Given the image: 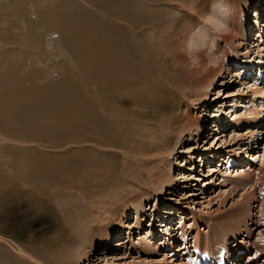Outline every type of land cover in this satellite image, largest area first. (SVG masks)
Masks as SVG:
<instances>
[{
	"label": "rangeland",
	"instance_id": "obj_1",
	"mask_svg": "<svg viewBox=\"0 0 264 264\" xmlns=\"http://www.w3.org/2000/svg\"><path fill=\"white\" fill-rule=\"evenodd\" d=\"M36 1L41 4L39 9H34L30 0H23L17 5L8 3L3 11L5 16H9L8 23L21 19V24H25V41H33V44L36 41V45L34 47L31 43L30 47L24 46L27 49L25 50L21 46L19 48L11 44L8 47L15 49L11 54L18 55L16 58L7 57L10 61L5 70L0 62V75H5L0 78L7 81L0 84V188L8 193L4 201V204H7L4 210L8 208L7 218L31 222L26 236L30 237L29 240L23 237L18 243L27 253L39 256V262L43 263L33 262L28 257L25 258L26 255L20 257L14 250L7 248V252L0 251V261L3 260L0 264H21L22 260L29 264H60L59 261L62 264H191L194 261L192 258H195L194 254H191L193 238L200 242L201 258L209 259L208 257L213 255L212 258L215 259L219 256L217 259L222 262V259L225 260L222 254L227 253L234 261L238 255L231 252L237 251L240 245L241 253L245 252L243 255L240 253L243 260L241 264H264V249L259 247L264 244V86L256 84L255 78L248 75L252 70L250 64H254L253 59L256 63L263 64L260 70L264 72L263 3L246 0L250 3L248 8L243 9V0H53V4L50 0ZM186 5L190 7L188 11L185 9ZM56 9H69L73 14L79 15L78 19L75 17L76 20H88L90 25L99 23L98 26H93L97 33L104 25L112 27L111 29L122 27L123 21L112 18L111 14L126 12L133 15V22L138 23L141 22L140 16L145 11L149 23L132 26V34L129 31L125 41H128L129 47H133V54L134 49L142 53L138 59H142L143 63L152 60L151 65L162 75L156 76V83L161 85L164 91V98L162 95L160 98L171 101L173 110L178 111L180 108L182 113L188 112L184 109L185 96L197 92V89H191L189 92L185 87H180L176 74L163 67L165 64L169 66V62L157 60L163 57V48L167 44L164 40L168 38V35H164L162 46L152 40L158 34V23L165 25L166 34L170 30L173 33L170 42L178 44L177 52L185 58L187 64L184 65L188 70L195 68L189 55L190 43L194 48L197 42H204L207 45L203 48L208 49L213 48L216 41L219 42V60L221 56H224L225 60L228 59L225 65L229 70L222 76L223 80L220 81V77L212 88L207 117L204 116L206 107L201 108V102L194 104V107L190 105L188 116L196 118L203 114L205 125L201 133H195V129L177 142L174 150L185 148L183 151L188 153L177 156L174 155L177 152L175 151L166 162H162L160 157H156V153L150 152L152 147H149L150 143L146 139L143 140V131L140 132L137 122L140 118L146 123L152 120L150 115L129 111L131 108L139 109L136 103H131L130 108V102L125 103V116L115 112L113 115L109 113V117H99L108 123L104 130L98 124L79 127L76 130L69 114H63L64 117L56 115L55 119L52 118L53 115L50 116L58 104L67 107L69 113L72 104L77 100L86 103L96 94L94 91L102 86L92 87L90 81L88 83V80H85V74L89 72L87 53L81 51L74 55L61 33L52 27L56 20L52 19L51 14L57 11ZM237 9L239 14L244 16L246 24L243 37L237 36V32L233 31V17ZM16 14L20 17H16ZM238 21L239 25L244 24L240 19ZM151 28H155V35L149 33ZM122 29L125 30L124 27ZM222 31L236 37L232 44L226 45L217 38ZM88 39L90 38L86 36L79 47L74 43V48L79 50L85 47ZM3 42H8V37H0V59L7 48L2 45ZM140 47L147 49L144 50L147 56L143 55ZM22 53L23 57L19 55ZM238 58L246 64H238ZM134 62L137 64L136 60ZM146 67L149 72L148 63ZM144 72L142 67L140 74ZM135 88L131 90L138 93V103L153 109L148 104H154V101L146 94L144 86L138 85ZM256 89L260 91L261 96L254 94ZM176 94L177 97H172ZM98 95L103 93L97 92ZM252 108L261 112L257 123L251 125L240 122L235 116L242 115ZM217 112L225 114L223 120L226 126L220 129V124L215 127L214 118L219 114ZM246 120L252 119L246 117ZM91 130L106 134L113 147L103 146L104 139L97 138ZM112 130H115V133ZM254 130L257 132L253 135ZM249 132L253 138H250ZM81 135L86 137V141L84 138L80 139ZM164 135L169 137L167 132ZM166 143L167 140H162L160 144L167 146ZM246 144L252 148L245 152L246 158L242 163L245 169H236L241 167L239 164L229 167L228 164L232 166L235 161H240L238 157L244 155L243 147ZM206 155L208 159L202 157ZM100 161L106 163L102 165ZM60 169L80 171L59 174ZM16 171L21 172V178H16ZM51 171H54L53 179L56 178V181L60 182L59 186L44 187L45 185L40 184L41 179H52L47 175ZM244 171L248 172V175L238 180V176ZM159 172L168 174L172 179L169 182L171 184L167 183L161 190L155 189L153 185V180ZM175 177L178 179L175 180ZM17 179L25 180L20 181L22 185H19V190L16 191L18 195L13 193V187L9 185L10 181ZM31 179L38 181L41 186L33 187ZM24 189H31L35 191L34 194L36 191L41 192L40 196L47 200L45 202H49L48 206L50 205L46 212L41 208L44 214L29 216L26 219L25 216L22 217L26 206H29L28 203L34 200L28 198V194V197L24 196ZM50 193H55V196ZM15 195L20 200L19 204L13 203V197L17 198ZM107 195L111 196L109 205L115 210L125 206L129 198L137 199L136 202L141 206L122 211L125 213L124 217L120 216L113 221L114 229L118 232L112 236L109 244L106 240L102 243L110 246L98 244L87 254L86 259H82L78 253L86 243L83 224L89 225L90 228L96 227L94 217L97 218L98 212L103 213V209H107L102 208L104 197ZM99 198L102 200L100 203L104 202L97 209L95 202H98ZM140 198L142 199L139 201ZM163 213H170V216L162 215ZM236 217L240 220L239 223L231 222ZM236 224L239 226V233L232 237ZM81 226L82 231H78ZM148 241L151 250L143 251L141 248ZM5 253H11L13 259H8Z\"/></svg>",
	"mask_w": 264,
	"mask_h": 264
},
{
	"label": "bare ground",
	"instance_id": "obj_2",
	"mask_svg": "<svg viewBox=\"0 0 264 264\" xmlns=\"http://www.w3.org/2000/svg\"><path fill=\"white\" fill-rule=\"evenodd\" d=\"M20 1H23V0H0V37H2V36L8 37V42L2 43V45L7 46V48L4 50V53H3L4 56L1 58L2 60L0 59V62L3 63L4 70L6 69L5 67L8 65V62L10 61L9 59H7V57L16 58V56L18 55V54L12 55L11 53H14L15 49L13 50V48L8 47V46H10L11 44H15L16 46H19V48H20V46H21V48H24V46H26V48H27V47H30L29 45L31 43L33 44V41H29V42L25 41V38H24V36H25V30H24L25 24L24 23L21 24V19L14 20L13 23H8L10 21L7 19L9 16L8 15L5 16L3 13L5 6L8 5V3H13V5H17L18 2H20ZM50 1L53 4V0H50ZM255 1H257V3H263V5H264L263 0H255ZM30 2L33 3L32 7L34 9H37V8L39 9V6L41 5L39 2H37L36 0L35 1L30 0ZM249 3H250L249 1L247 2L246 0H243L242 1L243 9L248 8ZM187 4H189V3H187ZM183 5H185V3ZM24 6H25V4H24ZM10 7H11V5H10ZM102 7H103V4H102ZM102 7L100 6V9ZM189 8L190 7H188L187 5L185 6V9L187 11L189 10ZM6 9H7V7H6ZM209 10H210V8H209ZM17 13L19 14V12H17ZM239 13L240 12L238 11V9L235 10V12H234L233 31L237 32V36L243 37L244 34L246 33L245 32L246 24L244 22V16L243 15L241 16V14H239ZM18 14H16L15 16L20 17V15H18ZM132 16L126 14V12L125 13H119V14L116 13L115 15L111 14L112 18L117 19L119 21H123L122 27H124L125 30L122 29V27L121 28L115 27V28H113L114 29L113 30V29H111L112 27L104 25L98 29L100 32L97 33L96 28L94 27L95 28V30H94L93 26H98L99 23L96 22L95 25L94 24L90 25V24H88L89 23L88 20H76L75 17H77V19H78L79 15L77 16V15L73 14L69 9L57 10L53 14H51L52 19L54 18V20H56V23L53 22L54 24L53 25L51 24L52 27L54 28L55 31H59L61 33L62 38L65 39L64 42H68L69 48L72 52H74V55L78 52H81V51L87 53V59L86 60L88 61L89 72L85 74V75H87L85 80L86 81L88 80L87 81L88 83L90 81V84L92 85V87H97L98 85H102V86L94 91V92H96V94L92 95L91 99L89 101H86V103H82V102L77 100L74 104H72L73 107L69 110V113L67 112V107H63V104H58L57 106H55V111L52 110V113L50 114V116L53 115L52 118L55 119L56 115H59L58 117H61V115L64 117L63 114H65L66 116L70 115V118L73 119L72 120V126L76 130L79 127H87V126H90L93 124H98L99 127H101V129L104 130L108 126V123L104 122V120H101L99 117H101L103 115L106 117H109L108 116L109 113H110V115H113V113H115V112H118V114L120 112L121 115L125 116V112L123 110V109H125V103L130 102V103H128V108H130L132 106L131 103H133V104L136 103L137 106L139 107V109H135V108L132 109L131 108L129 111H131V112L137 111L139 114L142 112L143 114L150 115L149 117L152 120L150 123H146V122H144L143 118H140L137 122V124L140 127V132L141 131L145 132V133H143V132L141 133L143 140L146 139L148 141V143H150L149 147H152L150 152L152 151V152L156 153V157H160L162 162H166L168 160V158L171 157L172 153L177 151L174 149H176L177 142L179 141L180 138H182L186 134H190L191 131H193L195 129H196L195 133H201V129H203V127L205 125L203 118L207 117L206 112H207V108L210 105V97H211L210 94H211V91L213 92L212 88L214 87L215 82L220 77L222 78V76L229 70V68H226V65H225V61L228 62V59L225 60L224 56H221V60H219V54H220L221 50L218 48L219 42H217V41H216V44L213 48L210 47L208 49L203 48L205 45H207L204 42H202V43L197 42L194 45V48L191 47V43H190L189 49H190L191 53L189 55L191 56V60L194 63L195 68L193 70H188L187 66L184 65V64H187L185 62V58H183L177 52L176 46H178V44L176 42H174L173 44L170 42L172 35H173L171 30H170V32H168L166 34V27L161 22L158 23V25H157L158 26L156 29V32L158 33L157 35L154 34L155 28L154 29L151 28L149 30L150 31L149 33L155 35V37L152 38V40H155L158 45L162 46V43L164 41H167L166 42L167 44L163 48V52H164L162 55L163 57L161 59H159L160 58L159 57V58H157V60L161 61V62L167 60V63L169 62V66H168V64H165V65L163 64L164 65L163 67L167 71L176 74V79H177L178 85L180 87H182V88L185 87V90L187 89L188 91L189 90L191 91V89H197V92L190 93V95L185 96L186 97V101H185L186 104L184 106V109L188 111L187 113L184 111H183L184 113H182V111H181L182 109H180V108L178 109V111H174L173 107L171 105V101L164 100V99L160 98L161 95L164 98V95H163L164 91H163V88L161 87V85L156 83V78H157L156 76L159 75L160 73L158 72V70L153 65H151L152 60H150L151 62H147L148 68H149V72H148V69L146 67L147 63L145 64V63H143L142 59H138L139 55L140 54L142 55V53H139L136 49H134L135 54H133V51H132L133 47H129V45L127 43L128 41L127 42L125 41L126 34L129 31L132 34V30H133L132 26L134 27L135 24L143 25V24L149 23V22H147L149 20V18H147L145 11L140 16V17H142L140 19L141 22H138V23L135 21L133 22L132 19H134V18ZM44 19H46V18H44ZM188 19L190 22V18H188ZM238 19H240V21L243 22L244 24L239 25ZM245 21H246V19H245ZM15 25L17 27H15ZM214 25H216V24H214ZM211 26L212 25H210V27ZM39 29H40V27H39ZM135 29H137L136 26H135ZM122 30H124V32ZM218 31H219V29H218ZM164 35H168V38L166 40H164V38H165ZM86 36H88L90 38L86 41V46L81 47L79 50H76L74 48L75 47L74 43L78 44L76 47H79L80 46L79 44L84 41V38ZM127 36H129V34ZM217 38L220 39L222 41V43H224L226 45H230L234 42V39L236 37H234V35H232V34H227L225 31H222L218 35ZM187 40L188 39H186V41ZM35 43H36V41H35ZM35 43L33 44L34 47L36 45ZM141 49H140V51H141ZM25 50H27V49H25ZM144 50H143V55L147 56V53L144 52ZM19 51H20V49H19ZM21 51H22V49H21ZM28 51H29V49H28ZM18 53H20V52H18ZM23 53H25V51ZM23 53L19 54V55L20 56L22 55V57H23ZM10 55H12V56H10ZM19 57H18V60H20ZM135 60L137 61V64L134 62ZM183 61L185 63H183ZM253 61H254L253 63L255 64L256 63L255 59H253ZM259 61L261 62L262 60H259ZM145 62H146V58H145ZM237 63L238 64H246L245 61H242V62L239 61V58L237 59ZM238 66H240V65H238ZM142 67H144L145 72L143 74H140V69ZM1 68H3V67L1 66ZM13 71H14V69H13ZM1 75H0V77L5 76V75H3V73ZM160 76H162V75L160 74ZM163 76H165L164 73H163ZM3 79L4 78H2V79L0 78V82H1L0 84H2V82L3 83L7 82V81H3ZM160 79H161V77H160ZM222 80H223V78L220 79V81H222ZM138 85H143L145 90H146V94L151 96L152 100L154 101V104L149 103L148 105H150L153 109H150L145 105H144L145 106L144 107L142 104L138 103L139 98H140L138 96V93L135 90H133V91H135V93L131 90V88L138 87ZM216 85H217V83H216ZM255 91H256L254 93L255 95L256 94L260 95V93H259L260 91L258 89H256ZM97 92H101V93H103V95L97 96ZM253 92H254V90H253ZM262 92L264 93V91H262ZM175 96L177 97V94L172 95V97H175ZM88 98H89V96H88ZM163 100L165 101L166 104L162 102ZM200 102H201V108L206 107L205 114H204L205 117L203 116V114L202 115L200 114V116H196V118H194L192 116H188L189 110L191 111L190 105L192 104V107H194V104H197V103L199 104ZM144 108H146L148 111ZM149 111H151V112H149ZM259 111L252 108L249 111H246V113H243L242 115L240 114V115H235V116L240 120V122H247V123L252 125L253 123H257L260 120V115H261L260 113L261 112H259ZM217 113H219V112H217ZM224 115H225L224 113H219L218 115H216L217 117L215 116L217 118V119L214 118L216 120L215 121L216 122L215 127L219 124H220L219 129L222 128L223 126H226V123H224L225 121L223 120ZM246 117H251L252 120L251 121H247V120L245 121ZM236 121H237V119H236ZM112 132L115 133V130L114 131L112 130ZM166 132L169 133L168 138H166L167 136L165 137V135H164ZM256 132L257 131L254 130L253 135L256 134ZM91 133L96 134L97 138L99 137V138L104 139L103 144L101 143L103 146H105V147H111L112 146L111 142L109 141V138L106 136V134H103L100 132L97 133L94 130H91ZM135 135L136 134H134V136ZM253 135L251 132H249L250 138L251 137L253 138L254 137ZM81 137L82 138H80V139L84 138V140L86 141L85 136L81 135ZM160 137H162V140H167V143H166L167 146L160 144L162 142V140H160ZM163 138H165V139H163ZM95 142H96V140H95ZM121 144H122V142H121ZM95 146H96V144H95ZM149 147H146V149ZM250 148H252L250 145H248V144L244 145V147H243V149H244L243 154L244 155L242 157H238V159L240 161L243 162L245 160V158H246L245 152ZM110 149H112V148H110ZM183 150H185V148H183ZM183 150L180 149L179 151L175 152L176 154H174V155H177V154L179 155L181 153L182 154L188 153V151L184 152ZM147 153H148V150H147ZM202 157L207 158V155L202 156ZM240 161H238V162H240ZM96 162L98 164L97 160H96ZM100 162H101L100 164H102V165L106 163L104 161H100ZM243 165L244 164H242V165L239 164V167L240 166L241 167L240 168L236 167V169L244 170L245 165L244 166ZM59 171L61 172L59 174H65V173H69L71 171L79 172L80 169H60ZM237 171L238 170H236V173H237ZM51 172H52V174H51ZM51 172H50V174H47V175L49 178H52V179H50L49 181L45 180L48 178H43L44 180L41 179L40 184L45 185L44 187H46L47 185H51V188L53 186L54 187L59 186L60 182L56 181V178H55V180L53 179L54 178V174H53L54 171H51ZM57 172H58V170H57ZM247 175H248V172L244 171L241 175L238 176L237 179L240 180L242 178H245ZM15 176H16V178H21V172L19 173V171H16ZM33 177H35V176H33ZM170 177L171 176H169L168 174H165V173L161 174L159 172V175H156L154 180H153V185H154L155 189L161 190L164 188V186H167L166 184L167 183L169 184V182L172 180ZM92 178H94V176H92ZM179 178L183 179V177H179ZM22 179H20V180L17 179V181H14V182L10 181L11 184H9V185H11L13 187V193L14 194L15 193L17 195L19 194L16 191L19 190V185H22L20 183V181H23V182L25 181ZM174 179L176 180V179H178V177H175ZM31 182L33 183V187L34 186L37 187L38 185H40L38 181H33L31 179ZM55 182H56V184H55ZM25 183H27V182H25ZM0 184L2 185V179L1 178H0ZM173 185H175V184H173ZM27 186H29V184H27ZM77 188L80 189L79 186ZM40 190H42V189H40ZM155 191H157V190H155ZM22 192L25 193L24 196H26V197L29 196L28 198L34 199V200H32V202L28 203L29 206H26L24 215L22 217L25 216V219H26L29 216L34 217L36 215L44 214V213H42L43 211L41 208H43V210L45 209L44 210L45 212L47 211V209L50 205L48 206L49 202L48 203L45 202L47 200H45V198L43 199L42 196H40L41 192L36 191V193L34 194L35 191H33L31 189L30 190L24 189V191H22ZM109 193L111 194V192H109ZM112 193H113V191H112ZM7 194L8 193H6V191H4L0 188V251L1 252L2 251L7 252L8 251L7 248H10V249L14 250L16 255L19 254L20 257H23V255H26L25 258L28 257L29 260L36 262V263L37 262L40 263L41 262V261L39 262L40 258L38 259L39 256L38 257L36 256L37 257L36 258L34 254L31 255L30 253H27L26 252L27 250L25 251L20 246V244L18 243L19 239H22L23 237L27 236L29 229H30L29 225L31 224V222H29V220H24V219L15 220L14 218H12V219L7 218L6 212H8V208H7V210H4L7 207V204H4V201L6 199L5 195H7ZM27 194H28V196H27ZM50 194L52 196H55V193H50ZM17 195H15V196H17ZM247 195H248V192H247ZM114 196L116 197L117 194H114ZM106 197H104L105 202L103 201L105 206L103 205L102 208L107 207V209H103V213L98 212L99 213L98 217L95 215L97 218L94 217V222L96 223V227L90 228L89 225L83 224V228H85L83 231H85L84 237H85L86 243L83 244V246L80 249L81 252L78 253L82 259L83 258L86 259L87 254L91 253L98 244H101L102 246L107 247V245L111 242L112 236L116 235V232H118L117 229H114V225L112 224L113 221L115 219H118L120 216L122 217L125 214L124 212L127 211L128 209L129 210L136 209V207L140 204L139 202H136L137 199L133 200L132 198H129L125 206L122 205L120 209L115 210L109 205L110 204L109 202L111 201V196L107 195ZM248 197H249V195H248ZM141 199L142 198H140L139 201ZM217 199H219V198L217 197ZM22 200H23V197H22ZM24 200H23V202H24ZM151 200H153V199H151ZM219 200H221V199H219ZM99 201H102V200L99 198L98 202L97 201L95 202L97 209H99V207L102 206L101 203H103V202L100 203ZM212 201H214V200H212ZM13 203L14 204L20 203L18 196H17V198L13 197ZM159 204H161V203H159ZM207 204L209 205V203H207ZM139 206H141V205H139ZM165 206H166V204H165ZM158 207L161 208L160 206H158ZM142 208H144V206H142ZM19 210H20V208H19ZM140 210L142 211L143 209H141V207H140ZM122 211H124V212L122 213ZM139 213H140V211H139ZM164 214L166 215V213H163L162 215H164ZM169 214L170 213H167L166 216L167 217L170 216ZM172 214H174V213H172ZM237 217L234 220H232L231 222L239 223L240 220H238ZM243 217L242 218L240 217V219L242 220ZM35 218H37V217H35ZM160 219H162V218H160ZM121 226H122V224H121ZM79 228L80 229L78 231H82V226ZM238 229H239V226H237V224H236L235 229H234L235 232L233 231L234 234L233 233L231 234L232 237L236 233H239V231L237 232ZM164 231H165L164 233L167 232L166 230H164ZM90 234H91V236H90ZM117 234H119V233H117ZM149 234H151V232H149ZM166 235L168 236L167 233H166ZM26 238H25L26 240H29L30 237H26ZM145 239L147 240V239H149V237L145 238ZM105 240L108 241V244H102V243H104L103 241H105ZM192 241H193L192 242L193 251L191 252V254L192 253L194 254L193 256H195V260L192 261L191 264H198V262L196 260L201 258V255L199 252L200 242L196 238H193ZM149 243H150L149 241L144 243L143 248H141V249H143V251L144 250L145 251L151 250ZM209 244L210 243H208V245ZM240 244H242V243H240ZM108 246H110V245H108ZM259 247L264 249V244H261V246H259ZM240 248H241V246L239 245L237 249L239 250ZM5 256L8 259H11L13 255H11V253H8V254L5 253ZM2 257H4V256H2ZM218 257L219 256H217V258ZM217 258H215L214 260H216L218 262ZM1 262H3V260L0 261V263ZM222 262H223V259H222ZM41 263H43V262H41ZM59 263L62 264L61 261H59ZM5 264H6V262H5ZM21 264H29V263H27V262L25 263L24 260H22Z\"/></svg>",
	"mask_w": 264,
	"mask_h": 264
}]
</instances>
